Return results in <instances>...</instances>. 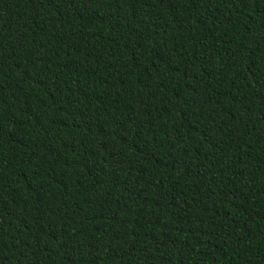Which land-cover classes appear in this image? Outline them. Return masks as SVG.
I'll return each mask as SVG.
<instances>
[{"label": "trees", "instance_id": "obj_1", "mask_svg": "<svg viewBox=\"0 0 264 264\" xmlns=\"http://www.w3.org/2000/svg\"><path fill=\"white\" fill-rule=\"evenodd\" d=\"M0 264H264V0H0Z\"/></svg>", "mask_w": 264, "mask_h": 264}]
</instances>
